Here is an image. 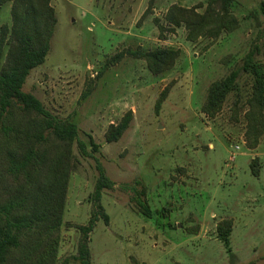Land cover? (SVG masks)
Returning <instances> with one entry per match:
<instances>
[{
  "label": "rangeland",
  "instance_id": "obj_1",
  "mask_svg": "<svg viewBox=\"0 0 264 264\" xmlns=\"http://www.w3.org/2000/svg\"><path fill=\"white\" fill-rule=\"evenodd\" d=\"M209 1L50 0L56 19L51 48L23 90L75 123L80 140L90 134L101 146L87 158L77 142L72 146L78 167L69 182L56 264H82L77 227L87 226L97 211L98 163L115 186L100 201L109 222L99 214L89 235L91 264H264V133L256 149L247 144L254 78L241 72L216 116L202 112L210 86L241 69L250 51L264 67L261 0H236L230 13L238 27L218 38L192 42L185 24L167 19L175 6L204 14ZM12 9V2L0 5L2 63L12 40ZM158 48L181 55L173 69L156 76L134 54ZM129 112V129L107 143L109 127ZM223 221L232 222L230 252L218 235Z\"/></svg>",
  "mask_w": 264,
  "mask_h": 264
},
{
  "label": "trees",
  "instance_id": "obj_2",
  "mask_svg": "<svg viewBox=\"0 0 264 264\" xmlns=\"http://www.w3.org/2000/svg\"><path fill=\"white\" fill-rule=\"evenodd\" d=\"M235 1L210 0L204 14L175 6L167 19L177 27L185 24L192 42L205 36L218 38L222 31L238 27L230 13ZM7 2L13 4V26L4 63L6 38L5 35L0 38V264H56L69 182L78 167L73 161L72 146L77 142L84 158L99 152L101 146L90 134L87 141L80 140L75 123L54 116L40 100L23 90L31 71L46 61L51 48L56 19L50 0H0V5ZM260 11L264 16V0L260 2ZM134 55L145 58L152 74L158 76L173 69L181 54L174 49L158 48ZM255 56L256 52L250 51L241 69L213 83L202 107L208 117L216 116L226 98L237 89L240 73L251 75L253 94L246 115L250 149L257 148L264 133V67ZM161 103L162 100L157 104V112ZM132 117L133 113L129 112L118 125L109 127L107 143L123 137ZM258 164V158H254L255 176L260 175ZM97 171L99 176L92 195L97 211L87 226L77 227L81 239L76 259L82 264H91L89 235L98 215L109 222L100 205L102 193L115 186L100 163ZM135 202L140 211L151 215L140 198ZM231 233V221L219 224V239L229 252Z\"/></svg>",
  "mask_w": 264,
  "mask_h": 264
},
{
  "label": "built area",
  "instance_id": "obj_3",
  "mask_svg": "<svg viewBox=\"0 0 264 264\" xmlns=\"http://www.w3.org/2000/svg\"><path fill=\"white\" fill-rule=\"evenodd\" d=\"M235 149H236V150H239V149H240V147H239V146H235Z\"/></svg>",
  "mask_w": 264,
  "mask_h": 264
}]
</instances>
